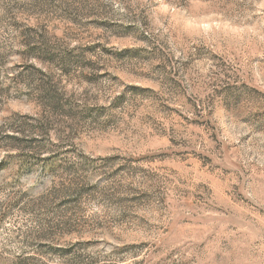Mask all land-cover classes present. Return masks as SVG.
I'll list each match as a JSON object with an SVG mask.
<instances>
[{"label": "rangeland", "instance_id": "374dc122", "mask_svg": "<svg viewBox=\"0 0 264 264\" xmlns=\"http://www.w3.org/2000/svg\"><path fill=\"white\" fill-rule=\"evenodd\" d=\"M261 37L264 0H0V264H264Z\"/></svg>", "mask_w": 264, "mask_h": 264}, {"label": "clouds", "instance_id": "9594fccd", "mask_svg": "<svg viewBox=\"0 0 264 264\" xmlns=\"http://www.w3.org/2000/svg\"><path fill=\"white\" fill-rule=\"evenodd\" d=\"M165 11L167 10L166 6H165ZM244 31H251V29H247V30H244ZM261 39H264V37H261ZM101 211V208L99 207H92L90 209H87L84 213L85 217H90L92 216L94 213H99ZM128 264H131V262L129 261Z\"/></svg>", "mask_w": 264, "mask_h": 264}, {"label": "trees", "instance_id": "16d2710c", "mask_svg": "<svg viewBox=\"0 0 264 264\" xmlns=\"http://www.w3.org/2000/svg\"><path fill=\"white\" fill-rule=\"evenodd\" d=\"M14 138H15V137H14ZM14 138L11 137L10 139H14ZM15 139H17V138H15Z\"/></svg>", "mask_w": 264, "mask_h": 264}]
</instances>
